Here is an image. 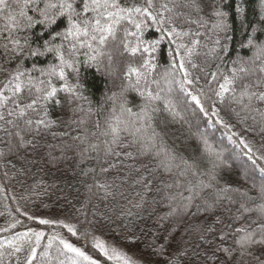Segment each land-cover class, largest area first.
<instances>
[{
    "label": "trees",
    "instance_id": "1",
    "mask_svg": "<svg viewBox=\"0 0 264 264\" xmlns=\"http://www.w3.org/2000/svg\"><path fill=\"white\" fill-rule=\"evenodd\" d=\"M134 2L140 3V0H127L129 5ZM214 3L218 4L219 0H202L204 7L202 15L207 24L198 29L203 35L197 38L201 40V45L206 44L208 47H199L197 51L200 55L192 57L197 67L193 68L185 63V69L193 83L185 84L184 90L180 87L184 73L178 66L173 67V56L170 55L175 45L167 38L161 41L157 51L151 57L154 68L150 73L140 67L143 59L147 58V54L138 53L133 57L125 51L121 42L123 38L121 31L117 32L115 41L109 40L107 45L100 49L103 54L97 55L96 60L89 59L96 53L90 52L87 47L80 49L74 65L78 71L67 69L66 75L70 83L78 84L80 93L85 97L78 101V105L83 107L84 112L73 115L71 109L77 105H69L65 101L63 109H56L52 113L54 119L60 117L58 126L51 130L57 133V138H53L51 133L40 138L38 150L36 152L29 150L30 162H17L15 158H12L16 168L0 167V242L15 241L19 234L29 230L43 232L44 238L41 240L38 252L44 251L49 238L59 236L81 248L97 260L98 264H119L115 260L109 261L94 247L93 238L95 237L116 242L128 251L138 253L152 264H164L163 258L153 255V247L164 243V238L169 231H174L175 240L171 243L170 249H178L182 246L180 238L184 233V228L177 230L173 220L159 221V217L165 216L170 211L165 193L183 191V186L189 181L200 179L207 181L208 174L211 173L215 175L218 187L229 189L228 195L237 202L232 204L224 200L218 214L226 218L230 213L225 209L231 208L232 213H235L242 202L252 209L264 205V193L261 192V186L264 185V171H262L264 169V132L260 131L261 125L254 122L251 116L242 122L241 117L245 113L241 112L239 105L229 103L227 98L229 94H226L224 102L221 103L215 91L219 90V84L223 81L220 79L212 81L208 75L210 72H216L218 65L219 72L230 75L234 67L233 61L243 60L246 64L251 61L255 48L248 44L249 37L251 36L255 43L264 42V31L260 30L264 25V19H262L264 7L261 0H229L224 10L228 11L227 22L230 30L227 36L230 38L225 39L224 33L219 36L221 46L227 45V51L219 53L217 57H210L204 53L213 46L217 38L212 32V24L215 20L212 16ZM238 3L244 9L242 15H237L235 11ZM40 7H43V0ZM10 10L18 11L19 9L14 7ZM26 11L34 19L42 18L31 7ZM178 11L186 13L188 10L181 7ZM7 23V12H0V64H3L5 68L14 69L17 64H23L27 71L32 72L33 75H39V72L34 70L59 64V60L53 53L32 57L28 55L27 50L23 57L16 56L10 60L9 56L12 54L6 53L3 48V44L7 43L4 38L7 35L4 31ZM181 24L185 30L189 27L193 31L197 30L196 25L183 24L182 19ZM65 26L66 24L61 20L56 28L63 31ZM127 27L135 30L130 25ZM254 29L256 31H253ZM42 32H44V26L37 24L29 31H17L13 35L21 38L22 42L23 37H30L32 48H40L43 51L44 40L50 37L45 33L42 38L40 35ZM161 35L162 33L153 25L145 29L141 38L147 46V42L158 40ZM56 42L59 43V40ZM128 42L130 46H133L136 40L134 37H128ZM9 47H11L10 44ZM94 47L99 46L94 44ZM109 54H111L110 61L107 59ZM175 62L179 64V57H176ZM129 66L139 68L141 72L146 73L148 86L154 94L159 93L161 97L160 100L153 102L157 111L151 113L150 126L144 125L143 120L137 123V127L146 129L143 136L150 135L153 130L158 134L152 151L146 155H140L137 152L138 146L125 149L137 157L136 161H128V163L139 167L141 173L153 181V186L151 191L140 186L133 187L132 179L122 184L123 173L118 174L113 171L106 176H100V179H106L110 183L115 181L119 187L112 189L115 196L101 199L102 192L96 196L89 192L88 186L93 184L94 173L89 172L87 176L84 175L88 169L98 167L96 153H91L93 158L81 163L75 149L67 150L64 153L67 159L59 160L55 164L49 162L48 153L51 152L53 156L60 157L62 153L55 146L63 147L65 142L73 143L71 137L60 139V133L71 131L72 136L78 135L77 131L72 130L75 129V125L72 129L67 127L69 119L83 117L87 121L86 127L89 132H96L98 136V138L90 136V139L101 144L110 137L101 136L99 133L106 127L107 120H111L114 115L121 116V103H125V107L131 108L133 113L132 115L124 113L121 119L137 120L136 114L141 113L146 103L140 95L145 81L142 79L137 85L136 76L128 74ZM257 75L260 74L257 73ZM255 79L256 76H246L243 82L249 83ZM54 82L57 86L62 83L58 79ZM240 83V81L237 82V91H239ZM188 93L199 97L205 109H209L208 115L200 111L199 106ZM64 95L60 93L62 99ZM166 101L171 102L168 108L165 107ZM212 107H215L218 116L211 115ZM236 112H240V117L236 115ZM218 120H222L223 123H218ZM97 122L100 124L99 129L95 127ZM122 137L125 145L132 139L127 133H122ZM241 140L245 143H241ZM0 148H5V145L0 143ZM157 150L161 153L160 157L155 156ZM165 152L175 156V163L179 165V167H173L171 172H166L160 167V160ZM183 162L193 166L195 176L186 170ZM4 163L6 162L0 161V164ZM6 170L9 171L8 177L3 175ZM181 173L184 174L181 175ZM165 184H173L174 187L168 189L164 186ZM121 192L123 195H120ZM137 192H140L145 200L141 209L133 207V204L140 200V196L136 195ZM184 194L188 195L186 191ZM129 209L133 213L132 216L127 214ZM257 217L258 212L253 211L245 219L250 221ZM41 219L56 223L40 224L38 221ZM193 222L191 219L188 221L189 224ZM61 223L73 225L78 235L72 236L66 228L59 226ZM13 224L16 225L14 228L11 227ZM61 248L59 241L54 240L52 248L48 250L49 264H59L61 260L67 264V258L73 254L65 252L64 255H60L58 249ZM10 251L11 249L8 248H0V253H3L0 257L2 264H16V257L8 255ZM19 255L23 260L24 254ZM34 264H39V261ZM81 264H87V262L82 261Z\"/></svg>",
    "mask_w": 264,
    "mask_h": 264
},
{
    "label": "snow or ice",
    "instance_id": "2",
    "mask_svg": "<svg viewBox=\"0 0 264 264\" xmlns=\"http://www.w3.org/2000/svg\"><path fill=\"white\" fill-rule=\"evenodd\" d=\"M228 2L229 0H219L218 4H213L212 16L215 20L212 24V32L217 38L214 40L213 46L204 53L206 56L217 57L219 53L227 51V45L221 46L219 36L224 33L225 39L230 38L227 36L230 30L227 22L228 11L224 10ZM261 2L264 7V0ZM40 3L41 0H0V12H7L8 23L4 27V31L7 33L4 38L7 43L3 44V48L6 53L12 54L9 59H14L16 56L23 57L27 50L28 55L32 57L53 53L59 60V64H51L45 69L34 70L38 71L39 75H33L32 72L27 71L23 64H17L14 69L5 68L3 64H0V74H2V78H0V134H2L0 143L5 145V148H0V161L6 162L0 164V167L5 169L16 168V163L12 158H15L17 162H30L28 160L29 150L36 152L40 147V138H43L45 134L51 133L53 138H57V133L51 130L58 126L60 117L54 119L52 113L56 109H63L65 101L69 105H77L71 109L73 115L77 112H84L83 107L78 105V101L85 97L80 93L78 84L70 83L66 75L67 69L78 71L74 65L77 62L76 56L80 49L87 47L90 52L96 53L89 57L90 60H96L97 55L103 54L100 49L106 46L109 40L115 41L117 32L121 31L123 33L121 42L125 51L133 57L138 53L147 54V58L143 59L140 67L150 73L154 68L151 57L157 51L161 41L167 38L175 45V48L170 51V55L173 56V67L178 66L184 73V79L180 81V87L184 90L185 84L193 83L189 79L185 63L190 64L193 68L197 67L193 63L192 57L200 55L197 51L199 47H208L206 44L201 45V40L197 38L203 35L198 29L207 24L204 15H202L204 12L202 0H140V3L134 2L131 5L127 3V0H43L42 8ZM14 7L19 10H10ZM30 7L42 18L34 19L28 15L26 9ZM181 7L188 11L186 13L178 11ZM235 11L237 15H242L244 9L238 3L235 6ZM193 13H195V18H193ZM181 19L183 24L196 25L197 30L193 31L191 27L185 30ZM61 20L66 24L63 31L56 28ZM37 24L44 26V32L40 34L41 37L43 38L45 33L50 37V39L44 40L43 51L40 48H32L30 37H23L22 42L21 38L13 35L17 31H29ZM129 25L135 30L127 27ZM153 25L162 35L160 39L147 42V46H145L146 42L141 37L145 29ZM260 30L264 31V25ZM128 37L135 38V45L130 46ZM185 38H187V42H185ZM57 40L59 43L56 42ZM94 44L99 47H94ZM248 44L255 48L253 57L248 64L243 60H236L232 62L234 67L231 69L230 75L219 72V65L216 72H210L208 75L212 81L218 79L223 81L219 84V90L215 91L220 102L223 103L226 94H229L227 96L229 103L239 105L241 112L245 113L241 117V121L243 122L251 116L254 122L261 125L260 131L264 132V107H261L264 105V42L255 43L250 36ZM176 57H179L178 65L175 62ZM220 58L222 59V56ZM128 74L136 76L137 85L142 79L145 81L140 95L146 103L142 107L141 113L136 114V121L121 119L124 113L133 114L131 108H127L125 103H121V116L114 115L111 120H107L106 127L99 133L101 136L110 137L101 144L90 139V136L97 138L98 136L96 132H89L86 127L87 121L83 117L69 119L67 127L72 129V126L75 125V129L72 130L77 131L78 135L72 136L71 131L60 133V139L71 137L73 143L65 142L63 147L55 146L62 153L60 157L53 156L51 152L48 153L49 162L53 164L59 160L67 159L64 155L67 150L75 149L81 163L93 158L91 153H96L95 159L98 167L88 169L84 175L87 176L89 172L94 173L93 184L88 186L89 192L93 196L102 192L101 199L115 196L112 189L119 187L115 181L110 183L106 179H100V176H106L113 171L118 174L123 173L122 184L132 179L133 187L140 186L151 191L153 186V181L143 175L139 167L128 163V161H136L137 157L125 149L138 146L137 152L140 155H146L152 151L158 134L153 130L150 135L143 136L146 129L137 127V123L143 120L144 125L150 126L151 113L157 111L153 102L160 100L161 97L159 93H153L148 86L146 73L141 72L139 68L129 66ZM246 76H256V79L244 83ZM57 79L62 82L59 86L54 82ZM238 81L241 82L239 91H237ZM60 93L65 94L63 99ZM188 94L192 96L200 111L208 115L209 109H205L199 97L191 93ZM170 104V101H166L165 107L168 108ZM210 110L212 116H218L215 107ZM236 115L240 117V112H236ZM217 122L223 123L222 120ZM95 127L100 128L99 122L95 124ZM225 127H227L226 124ZM122 133H127L132 137L127 145L124 143ZM241 143L245 142L241 140ZM249 151H251L250 148ZM155 156H161L159 150L155 152ZM175 161V156L165 152L160 160V167L166 172H171L173 167H179ZM183 163L186 165V170L195 176L196 172L192 170L193 166L187 165V162ZM144 167L147 169V165ZM17 170L19 171V169ZM183 174L181 173V175ZM3 175L8 177L9 171H4ZM164 186L168 189L174 187L173 184ZM183 188V191L165 193L170 211L165 216L159 217L161 222L173 220L177 230L184 228V234L180 238L182 246L175 250L170 249L171 243L175 240V232L169 231L164 238L165 242L153 247V255L163 258L164 264H264V205L252 209L242 202L235 213H232L231 208L225 209L230 213L225 218L222 214H218L223 201L228 200L232 204L237 202L228 195L229 189L218 187L214 174H208L207 181L203 179L189 181ZM185 191L188 195L184 194ZM261 192L264 193V185L261 186ZM120 195H123V192ZM136 195L140 196V200L133 204V207L141 209L145 203L144 197L140 192H137ZM129 203L132 202L129 201ZM253 211L258 212L257 219L246 220L245 217ZM127 214L133 215L130 209ZM201 217H203L202 220ZM190 219L194 221L191 224L188 223ZM38 222L44 225L56 223L47 219H41ZM15 226V224L11 225L13 228ZM59 226L66 228L72 236L78 235L73 225L61 223ZM43 238V232L29 230L19 234L15 241L0 242V248L11 249L8 255L16 257V264H34L37 261L39 264H49L48 250L52 248L53 241L58 240L62 246L61 249H58L60 255H64L65 252L73 254L67 258V264H81L82 261L87 264H98L97 260L86 254L81 248L59 236L49 238L44 251L38 252ZM93 239L94 247L109 261L116 260L121 264H136L130 255L119 252L115 248L109 249L104 242L95 237ZM21 253L24 254L23 260L20 259L19 254ZM2 256L3 253H0V257ZM59 264H65V261L61 260Z\"/></svg>",
    "mask_w": 264,
    "mask_h": 264
},
{
    "label": "rangeland",
    "instance_id": "3",
    "mask_svg": "<svg viewBox=\"0 0 264 264\" xmlns=\"http://www.w3.org/2000/svg\"><path fill=\"white\" fill-rule=\"evenodd\" d=\"M107 59H108V61L111 60V54L108 55V58ZM110 65H111V63H110ZM99 240L102 241V242H104L105 246L107 248H109V249L115 248L119 252L126 253V254L130 255L136 261V264H152L151 262H149L148 260H146L144 257H142L141 255H139L138 253L128 251L125 247H123L122 245H120V244H118L116 242L102 240V239H99ZM117 262L119 264H121L120 261H117Z\"/></svg>",
    "mask_w": 264,
    "mask_h": 264
}]
</instances>
